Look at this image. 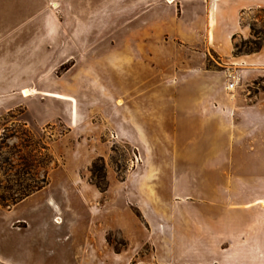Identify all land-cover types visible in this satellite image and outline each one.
Listing matches in <instances>:
<instances>
[{
    "label": "rangeland",
    "instance_id": "rangeland-1",
    "mask_svg": "<svg viewBox=\"0 0 264 264\" xmlns=\"http://www.w3.org/2000/svg\"><path fill=\"white\" fill-rule=\"evenodd\" d=\"M191 20L188 0H0V51L7 68L20 67L22 83L34 87L22 105L43 123L25 126L21 108L0 116V200L46 181L15 204L0 203V264H134L149 251L116 226L144 224L117 197L140 158L113 131L131 100L160 96L171 132L179 81L171 61L189 51L175 35L189 42ZM240 23L250 36L233 39L238 50L264 42V7L243 12ZM218 62L212 54L204 66ZM258 88L264 78L248 86ZM156 144L161 162L170 138ZM93 161L104 165V192L90 179Z\"/></svg>",
    "mask_w": 264,
    "mask_h": 264
},
{
    "label": "crops",
    "instance_id": "crops-1",
    "mask_svg": "<svg viewBox=\"0 0 264 264\" xmlns=\"http://www.w3.org/2000/svg\"><path fill=\"white\" fill-rule=\"evenodd\" d=\"M188 2L194 37L188 42L175 35L189 51L171 61L179 70L171 132L164 123L167 99L160 96L131 100L125 123L117 121L113 131L139 155L120 180L117 197L144 224L116 226L129 244L149 248L134 264H264V89H248L264 78V45L234 55L232 43L250 36L240 15L264 7V0ZM0 35L5 38L4 30ZM212 54L219 66H204ZM32 93L21 68H7L0 51V116L21 108L25 126L43 124L22 105ZM161 135L170 138L171 148L158 162Z\"/></svg>",
    "mask_w": 264,
    "mask_h": 264
},
{
    "label": "trees",
    "instance_id": "trees-1",
    "mask_svg": "<svg viewBox=\"0 0 264 264\" xmlns=\"http://www.w3.org/2000/svg\"><path fill=\"white\" fill-rule=\"evenodd\" d=\"M263 45H264V42L263 43L260 42V43L255 44L253 47L248 48L247 50H238V46L233 43V54L239 55V54L255 52L259 50ZM97 158L98 160H101V157H97ZM103 168H104L103 164H101V166H97L95 161L91 163V167H90V179L100 192H104L107 189V182L105 180V173L103 171ZM100 177L103 180L102 182L98 180V178ZM45 183H46L45 178H43L40 184L34 185L33 188L27 189L25 192H23L21 196H18L16 198L15 197L11 198L10 200H6V202L10 201V203L15 204L21 199H23L24 197H26L27 195H29L30 193L43 187ZM6 202H3V200H0V203L2 204H5ZM5 205H9V204L7 203Z\"/></svg>",
    "mask_w": 264,
    "mask_h": 264
},
{
    "label": "built area",
    "instance_id": "built-area-1",
    "mask_svg": "<svg viewBox=\"0 0 264 264\" xmlns=\"http://www.w3.org/2000/svg\"><path fill=\"white\" fill-rule=\"evenodd\" d=\"M232 86H233V82H229L227 87H228V88H231ZM136 159H137V158H136Z\"/></svg>",
    "mask_w": 264,
    "mask_h": 264
},
{
    "label": "bare ground",
    "instance_id": "bare-ground-1",
    "mask_svg": "<svg viewBox=\"0 0 264 264\" xmlns=\"http://www.w3.org/2000/svg\"><path fill=\"white\" fill-rule=\"evenodd\" d=\"M59 220H60V219H59L58 216L54 217V221H55V222H59Z\"/></svg>",
    "mask_w": 264,
    "mask_h": 264
}]
</instances>
